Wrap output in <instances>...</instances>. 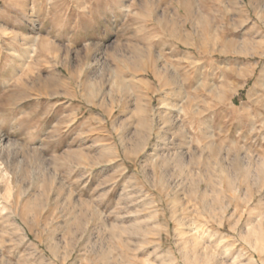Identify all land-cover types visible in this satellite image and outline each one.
I'll list each match as a JSON object with an SVG mask.
<instances>
[{
	"label": "rangeland",
	"instance_id": "obj_1",
	"mask_svg": "<svg viewBox=\"0 0 264 264\" xmlns=\"http://www.w3.org/2000/svg\"><path fill=\"white\" fill-rule=\"evenodd\" d=\"M0 264H264V0H0Z\"/></svg>",
	"mask_w": 264,
	"mask_h": 264
}]
</instances>
